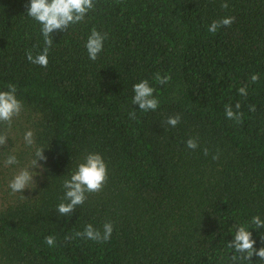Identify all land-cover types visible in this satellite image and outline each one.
Returning <instances> with one entry per match:
<instances>
[{
	"label": "trees",
	"instance_id": "trees-1",
	"mask_svg": "<svg viewBox=\"0 0 264 264\" xmlns=\"http://www.w3.org/2000/svg\"><path fill=\"white\" fill-rule=\"evenodd\" d=\"M28 4L0 0V91L16 85L24 103L0 148V264H231L233 225L264 218V0H94L84 21L52 34L46 68L26 57L44 47ZM227 16L236 18L230 27L208 31ZM93 28L108 33L95 61L85 48ZM157 73L171 80L160 85ZM143 79L156 89L154 112L132 104ZM237 101L241 123L225 116ZM36 147L47 160L30 169L40 173L35 185L11 193L9 181ZM13 152L20 164L5 167ZM90 152L103 155L109 179L61 217L63 180ZM106 221L114 231L104 243L66 239ZM250 230L254 247L264 246V229Z\"/></svg>",
	"mask_w": 264,
	"mask_h": 264
},
{
	"label": "clouds",
	"instance_id": "clouds-1",
	"mask_svg": "<svg viewBox=\"0 0 264 264\" xmlns=\"http://www.w3.org/2000/svg\"><path fill=\"white\" fill-rule=\"evenodd\" d=\"M222 8H228V4L222 3ZM94 0H30V4L26 5L27 15L41 25L40 32L43 37L44 47L37 54L33 55L31 51L26 53L27 60L32 64L46 68L48 66L49 50L53 45V33L57 31L66 32L71 25L81 23L85 20L89 11L94 10ZM234 16L222 17L219 20H213L208 26L210 33H216L221 27H230L235 22ZM108 38L107 32L98 31L93 28L85 43V48L89 59L95 61L98 55L103 51L104 42ZM260 79L258 73H254L250 77L251 83H256ZM155 80L160 85H164L171 80L169 74H156ZM132 104L138 105L142 112L156 111L160 106V101L154 93L156 92L148 79L140 80L133 85ZM238 94L242 97L248 96V86L243 85L238 88ZM24 109V103L17 96L16 85L9 84L7 90L0 91V125H5L0 130V148L7 145L9 140L8 130L12 126L13 119L19 117ZM241 103L237 101L234 106L228 105L225 108V116L227 119L236 123H241L243 113L240 111ZM254 111V106L250 109ZM132 119L136 118V110L132 109L128 113ZM181 121V116L176 114L168 117L166 123L171 127H176ZM23 141L29 148L35 144L34 131L29 129L23 135ZM186 147L195 150L198 148V138L190 137L186 142ZM45 148L36 147L33 153L34 158L30 165L20 168L11 178L8 187L11 193H23L25 189H29L35 185L34 177L39 172L30 169L40 168L43 165L38 161H46L44 155ZM204 154L208 155V149H204ZM218 154L213 159H218ZM3 164L5 167L10 165H19L20 161L17 155L13 153L6 154ZM109 179V168L102 154L97 152L87 153L83 160L76 166L75 170L70 174V178L63 180L62 187L64 195L61 202L56 207V212L61 217H69L80 205H83L88 198V194L99 193L103 190ZM22 198L25 196L22 195ZM234 238L226 245L232 250L231 264H253L252 258L258 257L264 261V246L259 249L254 247L257 243L253 239L250 229H264V218L255 215L250 221L241 224H235ZM114 231L113 223L106 221L102 228L94 227L91 223L87 224L83 231H78L73 236L66 239L81 238L85 240L104 243L108 241ZM45 242L49 247H54L56 237L49 235L45 237ZM261 242L264 245V234H261Z\"/></svg>",
	"mask_w": 264,
	"mask_h": 264
}]
</instances>
